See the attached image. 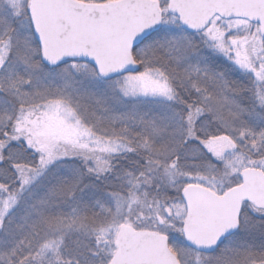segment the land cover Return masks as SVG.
I'll list each match as a JSON object with an SVG mask.
<instances>
[{"label":"snow or ice","instance_id":"obj_1","mask_svg":"<svg viewBox=\"0 0 264 264\" xmlns=\"http://www.w3.org/2000/svg\"><path fill=\"white\" fill-rule=\"evenodd\" d=\"M0 264H264V0H0Z\"/></svg>","mask_w":264,"mask_h":264}]
</instances>
